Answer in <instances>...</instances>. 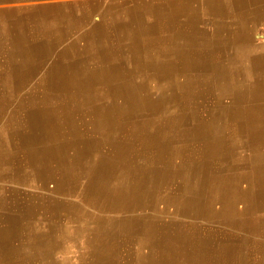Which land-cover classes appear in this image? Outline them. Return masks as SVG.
Here are the masks:
<instances>
[{
  "label": "crops",
  "instance_id": "0c3cea01",
  "mask_svg": "<svg viewBox=\"0 0 264 264\" xmlns=\"http://www.w3.org/2000/svg\"><path fill=\"white\" fill-rule=\"evenodd\" d=\"M263 89L264 0H0V264H74L81 249L90 252L78 264H134L138 242L151 226L165 225L151 214L146 220L154 223L139 227L131 220H144L136 204L91 203L92 189L106 201L107 188L131 180L134 157L146 167L159 160L175 165L165 159L171 152L165 133L154 139L156 128L174 120L181 131L214 130V123L220 133L231 104L236 135L248 129L247 142L264 148ZM218 103L227 108L212 117L199 113ZM185 138L181 143L190 148ZM241 159L233 163L243 167L235 173H252L256 181L253 204L245 193L237 205L253 206L257 215L264 212V162ZM176 165L185 184L157 195L168 189L182 198L184 192L204 197L206 180L180 160ZM106 166L116 169L109 179ZM60 170L84 184L62 191ZM144 179L147 185L124 192L136 198L140 190L155 192L148 187L153 178ZM199 182L201 191L193 186ZM240 183L251 188L245 176ZM155 204L163 208L158 199ZM178 212L195 219L201 238L217 237V248L257 241L256 254H244L239 264H264V234L253 236L242 216L236 226L231 216L208 212L193 219L181 207ZM195 255L193 264H213V251ZM216 263L233 264L231 254Z\"/></svg>",
  "mask_w": 264,
  "mask_h": 264
},
{
  "label": "bare ground",
  "instance_id": "6f19581e",
  "mask_svg": "<svg viewBox=\"0 0 264 264\" xmlns=\"http://www.w3.org/2000/svg\"><path fill=\"white\" fill-rule=\"evenodd\" d=\"M244 87H245L244 85H237L235 86V89L243 90L242 88ZM233 89H234V85L231 84L229 90H233ZM233 101H235V98L230 102V104ZM241 101H244V100H241ZM222 104L224 103L222 102ZM224 108H227V107L224 105H220V103H218V105H215V107L214 106L205 107L204 112L203 113L201 112V114H206L208 116L210 113V116L212 117V115L220 113ZM233 108L234 106L232 104L229 105L227 108L228 115L225 118V123H224L225 128L224 130L221 131L220 135L217 134L216 125L214 123L212 124L211 118L209 117L208 119H206V120H209V125L210 124L214 125L213 126L214 130L209 129V131L207 132L204 131L202 132V136L198 137V139L201 140L200 142L207 144L208 151L206 153L205 152L203 154L200 153L198 151L197 145L192 146L191 148L187 146L185 149L184 145L181 142H178L180 144L175 146L172 149L173 154L176 153V159L178 157L180 162L182 163V166H184L183 168L186 167L187 172L192 173V175L195 177H197L199 174L200 177H202L204 181L206 180V183L204 182V186H205L204 197L198 196L197 198H194L191 193L190 195H188L187 192H184L183 198H182V195L179 198H175L171 196L169 200V204H170L169 208L176 212V210L179 207H181V209H183V213L185 214L191 213L193 215L192 216L193 219L194 217H197V216L199 217H202V215L206 216L205 214H207L208 212L213 213L211 215H216L215 218L220 217V215L231 216L232 218L230 220H232L233 225H236V226H238L239 222L241 221V219H239L240 218L239 216H242V218L245 220V223L244 222L243 223L245 224L246 228L250 229L249 230L250 233L253 236L255 235L261 236V233L264 234V229L261 228V225L264 223V212H259L257 215H254L255 210H253L254 209L253 206L252 207L250 206L248 209L247 208L243 209L237 205L240 198H242L245 193H248V197L250 198L248 201L250 202V205L253 204V198L252 196L250 197L249 194H250V190H253L252 188H253V184H255L256 178H254L252 173L247 174L248 172H245V171H240V172L235 173V171H238V168H243V167H238L237 165H234L233 163L236 161L238 162L239 160H242L241 158L249 159L252 162H255L256 160L257 161L261 160L262 162H264V148H263V144L247 142L248 134H249L248 129H246V132H244L241 136L238 137L236 135L235 125H238L237 124L238 121L231 118V115L236 111ZM219 109L221 110L219 111ZM247 111L248 110L246 109L244 113H247ZM211 113L213 114L211 115ZM245 120L247 119L245 118ZM245 123H247V121ZM242 126H245V125H239L238 127L239 131L241 128L242 129H245L246 127L248 128V126H245V128H243ZM217 136H220V138H216ZM182 140L183 139H181L180 141ZM190 141L191 140H187V143L190 144L191 143ZM246 144H250V145H246ZM244 145L246 146L244 147ZM194 148L196 152L195 154L193 153ZM185 150L187 153L185 152ZM183 152H184V155H183ZM195 156L197 157V159L195 158ZM238 157L240 158L238 159ZM169 161L173 162V160H169ZM177 169H178V166L175 170L173 169L171 170L172 173L177 174ZM239 175L241 176V178L245 176L247 179H249L251 183L250 189H246L243 187V185L240 183L241 178L239 177ZM232 188H233V197L232 196L229 197L228 194H230V190ZM183 189H184V186H180V190H183ZM217 193L219 194L217 195ZM246 215L247 216L249 215V216L247 218H244L246 217ZM150 223H154V222H150L148 220L146 221V225L148 224L149 226ZM188 227H193L194 231L188 232ZM151 228H152L151 232L145 234L143 239L140 240V242H138L137 258L135 261H133L134 264H169L172 259L174 260L175 255H177V258L175 259L177 260L178 264H193L195 262L196 251L201 252V250H203L204 252L213 251V258H214L213 264H217L216 261L221 259L222 256L228 254V252L231 254V259H232L233 264H239L238 258L244 257L243 256L244 254L247 257L251 256L253 255V253L256 254V251H258L256 249V246H257L256 244H258L257 241H246L244 246L239 245L238 248L236 247L232 248L231 245L230 246L222 245L219 248H217L216 242H214V239L217 237L215 238H207L205 236H203L202 238L200 237V233H199L200 231H198L199 227H197V223L195 222V219L194 220L188 219V221L183 226L184 233H182L183 237L181 238L183 239V241L180 243H176L174 246L172 245L169 246L167 244L165 246L164 242H162L161 240V235L158 234L160 230L159 227L151 226ZM191 240H193V243H190ZM156 248H157L156 250L157 252H155ZM124 252L129 253L130 250H124Z\"/></svg>",
  "mask_w": 264,
  "mask_h": 264
},
{
  "label": "rangeland",
  "instance_id": "374dc122",
  "mask_svg": "<svg viewBox=\"0 0 264 264\" xmlns=\"http://www.w3.org/2000/svg\"><path fill=\"white\" fill-rule=\"evenodd\" d=\"M192 104L195 105L196 103L193 102ZM220 110L221 109H219V111ZM250 110L252 111V113H256L257 114L258 113V106L257 105H254V107H253L252 105H250ZM199 113H201V111H199ZM176 122L174 120H172L171 123L166 122L165 124L159 125L156 128V131L157 132H156L155 138H154L155 140H159L160 139L159 136H161L162 134L165 133V139H166V142L165 143L166 144L167 143H170V149H171V152H169V153L166 154L165 159H167V160H173L175 162V165L169 163L166 166V164H165V167L167 168V169H165L163 163H161L162 161H156V162L150 163L149 167H146V166H143L142 163L141 164L140 163L137 164V162H138L137 161V158L134 157L132 160L136 159V161H132V165L133 166H132V171L130 172L131 177H132L131 178L132 181L131 180H128V181L127 180H123L122 181V185L120 187H118L116 190H115V188L114 189L111 188L110 191H109V189L107 188L106 193H107V197L108 198H107L106 201L105 200H102V199H98L96 197V195H94V193H93L94 192L93 191L94 189H92V196L89 199V200H91L90 201L91 203H95V204L96 203L98 204V203L106 202L108 204V206L111 205L114 209H117V208H119V207H121L123 205H126V206L131 205L132 206V205H135L136 204L138 213L140 215L143 213L144 220L143 221L142 220L135 221L134 217L131 220H133V223H137L139 227H140L141 224L146 223V221H147L146 219H149L151 217L150 215L153 214V216H156L157 217L156 219H158V221H157L158 224L165 225L164 228H162V227L160 228L159 233H158L159 235H161V240H162V242H164L165 246H166V244L169 245V246L170 245L174 246L176 243H180V242L183 241V239H181L183 237L182 236V233H184L183 232V226L188 221V218H186V216H183L181 214V212H178V209L175 212L174 210H172V209L169 208L170 204H169L168 199L166 198L168 196V194H166V193H168V191H169V193H171V196L172 197H175V198L176 197H179V196H176V194H174V192H171L172 190H168L167 189L166 193L164 192L165 193L164 196L163 195H160V196L157 195V192L162 191L161 190L162 188H165L166 186H169L170 184H171V186H174L177 183H178V185L179 184L184 185L185 182H186L184 176H182V175H179L178 176L177 174L175 175V174H172V172H171L172 169L175 170L177 168L176 162L179 160L178 157L176 159V153L173 154L172 149L175 146H177L178 144H180V143H178V142H181L180 139H182V138L183 139H186L185 137L187 136V137H189L188 140L189 139L191 140L190 141L191 142L190 144H192V146H195V144L196 145L198 144L197 145L198 146V151L200 153H202V154L204 152L206 153L208 151V146H207L206 143L200 142L201 140L198 139V137L202 136V132H204V131L207 132L210 129L209 126H206L205 127V125H204L202 128L181 131L183 129V127L180 124L176 123ZM179 126L181 128H179ZM216 128H217V126H216ZM216 132L219 135L221 134V132L219 133V131H217V129H216ZM216 138H220V136H217ZM75 152H76V149L73 148V147L67 148V150H66L67 156L68 155H73ZM193 153L194 154L196 153L195 152V148H194V152ZM45 156L46 155H44V158H45ZM171 156H173V157H171ZM73 157H74V155L72 156V158ZM72 158L71 159H68V162L71 165L73 164ZM195 158L197 159L196 156H195ZM47 165H48L47 161L44 160L43 161L44 168ZM107 166L104 168V170L102 172H103L104 177L107 178V179H109L108 176H110L111 173L112 174L115 173L116 172L115 171L116 169L114 167H110L107 170ZM162 167H163V169H162ZM123 171L125 172V169H123ZM66 173H67V171H65V170H60L59 171V176L60 177L57 180V184H56L59 187H63V188H61L62 191L71 192L72 190H75L76 188H78L77 186H82L84 184L85 181H83V180H81L80 183L77 184L75 181L72 180V175H70L69 173L67 175ZM136 173H138L139 175L136 174ZM182 173L185 174L186 171H184ZM162 174H164V175H162ZM147 176H150V177L152 176L153 180L151 182V179H149V182L151 184L148 187L149 188H154L155 189L154 190L155 192L151 191L147 195V194H144L145 192L144 193H141L142 191L140 190L139 191L138 198H136L137 196H135V197L132 196L133 195L132 193H130L129 195H127L124 192V191H126V187L136 186L135 185L136 183H138L140 185L143 182V183H145L147 185V180L146 179L143 180V178L144 177L146 178ZM104 181H107V183H108V180L104 179L97 186L104 184L105 183ZM159 182H160V184H159ZM199 183H197V184L194 183L193 186L195 187V189H198V190L201 191L202 186H201V183L200 184ZM140 187H141V185H140ZM145 189H146V186H145ZM44 193H46V192L44 191ZM102 193H105V189L102 191ZM199 194H200V192H199ZM218 194L219 193H217V195ZM61 197H64V198L67 197L68 198L69 196L68 195H64V196H61ZM201 197H203V196H201ZM155 199H156V201H155ZM157 199H158V202H159L160 206H162L163 208H158L157 210H155L154 206L156 205L155 203H157ZM147 210H149V211H147ZM44 214H45L44 216H46L45 211H44ZM179 215H180V217H179ZM146 217H148V218H146ZM184 218H186V219L183 220ZM229 221L233 224V221L232 220H229ZM62 230H63V233H64V232H66L67 229H64L63 228ZM193 231H194V228L193 227H188V232H193ZM61 233L62 232H60V229H59V234H61ZM190 243H193V240H191ZM156 250H157V248L155 249V252H157ZM89 252H90L89 249H87V250H82V249L81 250H78V254H77V257H76V262H73V263L74 264H78L80 262V260L82 259V257H86V255L89 256V254H88ZM74 255H75V253H74ZM175 258H177V255L174 256V260L172 259L169 264H178L177 263V260ZM118 262H122V261H118Z\"/></svg>",
  "mask_w": 264,
  "mask_h": 264
}]
</instances>
